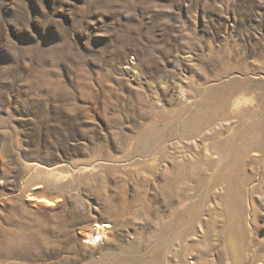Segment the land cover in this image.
Here are the masks:
<instances>
[{
  "label": "rangeland",
  "instance_id": "1",
  "mask_svg": "<svg viewBox=\"0 0 264 264\" xmlns=\"http://www.w3.org/2000/svg\"><path fill=\"white\" fill-rule=\"evenodd\" d=\"M0 264H264V0H0Z\"/></svg>",
  "mask_w": 264,
  "mask_h": 264
},
{
  "label": "bare ground",
  "instance_id": "2",
  "mask_svg": "<svg viewBox=\"0 0 264 264\" xmlns=\"http://www.w3.org/2000/svg\"><path fill=\"white\" fill-rule=\"evenodd\" d=\"M61 174L63 173H60V177L63 176ZM109 225L110 224L107 222H96L94 227L86 233L85 240L87 239V242L90 244L98 243L104 237L105 232L107 231L106 227Z\"/></svg>",
  "mask_w": 264,
  "mask_h": 264
}]
</instances>
